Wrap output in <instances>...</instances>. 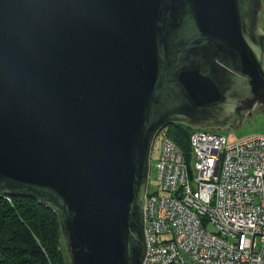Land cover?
I'll return each mask as SVG.
<instances>
[{"label": "water", "instance_id": "95a60500", "mask_svg": "<svg viewBox=\"0 0 264 264\" xmlns=\"http://www.w3.org/2000/svg\"><path fill=\"white\" fill-rule=\"evenodd\" d=\"M264 0H0V192L71 264H143L155 139L264 105Z\"/></svg>", "mask_w": 264, "mask_h": 264}, {"label": "built area", "instance_id": "2783aa9c", "mask_svg": "<svg viewBox=\"0 0 264 264\" xmlns=\"http://www.w3.org/2000/svg\"><path fill=\"white\" fill-rule=\"evenodd\" d=\"M194 128L188 152L159 134L143 264H264V133Z\"/></svg>", "mask_w": 264, "mask_h": 264}, {"label": "trees", "instance_id": "16d2710c", "mask_svg": "<svg viewBox=\"0 0 264 264\" xmlns=\"http://www.w3.org/2000/svg\"><path fill=\"white\" fill-rule=\"evenodd\" d=\"M194 130L183 122L170 123L159 134L188 152ZM63 238L53 210L36 198L0 192V264H66Z\"/></svg>", "mask_w": 264, "mask_h": 264}, {"label": "rangeland", "instance_id": "374dc122", "mask_svg": "<svg viewBox=\"0 0 264 264\" xmlns=\"http://www.w3.org/2000/svg\"><path fill=\"white\" fill-rule=\"evenodd\" d=\"M264 10V9H263ZM261 27L264 28V11L261 14ZM262 28V29H263ZM264 30V29H263ZM209 128H212L210 126H207ZM214 130L222 131L230 140L237 141L240 140L243 137L250 136L251 134L255 133H264V105L262 109H255L250 117H248L243 124H239L236 126L228 125V127H216L212 128ZM155 144L152 148V156H151V173H150V187L154 190L157 189V183H156V177H155V167L156 162L158 160V157L160 155V148H161V142H160V136L155 139ZM210 229H215L214 226H210ZM62 250L65 252V258H66V264H71V261L69 260V254L68 250L66 249V240L63 238L62 240Z\"/></svg>", "mask_w": 264, "mask_h": 264}, {"label": "flooded vegetation", "instance_id": "af4514ba", "mask_svg": "<svg viewBox=\"0 0 264 264\" xmlns=\"http://www.w3.org/2000/svg\"><path fill=\"white\" fill-rule=\"evenodd\" d=\"M261 23H262V22H261ZM262 28H263V27H262ZM263 29H264V28H263ZM262 107H263V105H262V106H260V107H257L256 109H258V110H259V109H262Z\"/></svg>", "mask_w": 264, "mask_h": 264}]
</instances>
